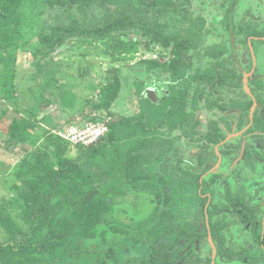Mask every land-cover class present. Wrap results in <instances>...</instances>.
Masks as SVG:
<instances>
[{
	"label": "rangeland",
	"instance_id": "obj_1",
	"mask_svg": "<svg viewBox=\"0 0 264 264\" xmlns=\"http://www.w3.org/2000/svg\"><path fill=\"white\" fill-rule=\"evenodd\" d=\"M36 1L27 10L30 19L18 46L0 61V241L28 228L22 212L40 190L35 185L37 177L57 167L61 157L76 158L80 154V147L63 136L68 129L90 121L109 123L103 90L117 73L121 90L111 110L124 116L140 115L146 120L143 104L160 105L188 89L189 124L173 128L169 121L161 123L157 118L142 152L151 160L163 159L162 169L178 164L190 169L200 158L209 157L199 171L212 182L213 203L219 207L213 221L225 225V246L253 255L264 253L250 225L243 224L232 208H224L230 188L249 205L258 206L264 228V160L256 155L264 156L263 104L256 107L263 116L262 131L238 134L251 123V110L246 106L252 96L244 85L211 84L194 78L196 73L232 67L244 75L254 68L255 60L254 74L264 76V0H172L171 7L152 6L150 0H94L84 10ZM122 17L132 19L137 26H113L103 33L97 30ZM143 24L169 36L187 38L190 49L184 54L186 65L181 75L163 68L162 64H169L173 58L172 47L153 44L152 34L143 33ZM70 25L93 32H74L63 47L50 54L42 52L48 49L44 40L58 26ZM251 31L261 33L263 38L245 41ZM55 64L56 88L48 87L44 78ZM250 88L264 100V88L255 84ZM176 107L167 106L165 110ZM214 129L225 136L223 142L209 141ZM116 208L121 220L133 223L147 219L154 202L147 192L135 193L121 198ZM204 223L205 219L200 225L202 232ZM118 245L123 261L146 253L145 247L130 238ZM213 255L214 247L207 236L182 264H212ZM74 264L98 263L93 257L82 256ZM216 264L248 263L217 255ZM257 264H264V259Z\"/></svg>",
	"mask_w": 264,
	"mask_h": 264
},
{
	"label": "trees",
	"instance_id": "obj_2",
	"mask_svg": "<svg viewBox=\"0 0 264 264\" xmlns=\"http://www.w3.org/2000/svg\"><path fill=\"white\" fill-rule=\"evenodd\" d=\"M47 1L51 5L76 6L84 10L94 0ZM37 3L36 0H1L0 61L6 52L18 46L22 31L30 19L27 10ZM149 4L171 7L173 2L150 0ZM118 25L125 28L137 26L132 19L122 17L108 27L97 30L103 33ZM141 29L146 36L152 34L153 44L162 43L172 47L174 55L171 63L162 66L175 75H181L185 64L184 54L190 49L187 38L183 39L180 34L166 35L147 24H143ZM84 30L93 32L79 25L58 26L44 40L48 49L42 52H54L64 46L69 35ZM251 36L262 34L251 31L245 41L248 42ZM55 68L56 64L44 78V84L48 87L56 88ZM243 77L235 69L194 75L196 80L209 83L221 81L227 84L230 79V84L241 88L244 85ZM249 84L250 87L255 84L264 88V76L256 72L249 77ZM120 90L121 79L116 73L103 90V107L110 117V130L104 139L95 146L80 147V154L76 158L61 157L57 167L49 168L44 175L37 177L35 185L40 186V190L35 199L30 198L26 202L22 212L28 228L0 241V264H74L82 256L93 257L98 264H182L196 253L209 234L207 212L218 255L232 261L255 263L257 258L250 251L227 248L222 234L225 225L221 221H213L219 207L213 203L211 180L201 182L204 172L199 171L209 157L201 158L198 164L193 163L190 169H184L179 164L162 169L163 159L151 160L142 152L150 139L149 130L154 127L157 118L161 123L163 120L169 121L173 128L189 124L188 89L177 92L163 104H143L146 120L140 115L124 116L111 110ZM251 90L258 104H263L264 112V100L253 88ZM175 104V109L165 110L167 106ZM252 106L251 98L246 107L250 110ZM262 123L263 116L256 110L254 125L246 133L262 131ZM208 138L210 142L218 144L225 136L214 130ZM256 155L264 160L260 153ZM95 166L97 169H93ZM142 192L149 193L153 199L151 215L133 223L121 220L117 203L123 197ZM210 196L211 202L206 210ZM225 196L228 203L224 208H232L243 223L250 224L255 241L264 248V232L257 207L249 205L230 188H227ZM204 219L205 231L202 232L200 225ZM126 238L141 244L146 248V253L123 261L117 250L118 244ZM90 246H94V249Z\"/></svg>",
	"mask_w": 264,
	"mask_h": 264
},
{
	"label": "built area",
	"instance_id": "obj_3",
	"mask_svg": "<svg viewBox=\"0 0 264 264\" xmlns=\"http://www.w3.org/2000/svg\"><path fill=\"white\" fill-rule=\"evenodd\" d=\"M110 130L107 121H90L82 127H70L63 136L79 147L88 148L100 143Z\"/></svg>",
	"mask_w": 264,
	"mask_h": 264
},
{
	"label": "water",
	"instance_id": "obj_4",
	"mask_svg": "<svg viewBox=\"0 0 264 264\" xmlns=\"http://www.w3.org/2000/svg\"><path fill=\"white\" fill-rule=\"evenodd\" d=\"M250 42H251V40H250ZM250 45H251L252 50H253V45H252V43H251ZM253 55H254V58H256L254 51H253ZM255 66H256V60H255V65H254L253 70H252L251 72H249V73L246 72V73L244 74V88H245L246 92L252 96L253 101H254L253 106H252V108H251V123H250L245 129H243L242 131H240L238 134H242V133H244V132H245V131H246V130H247V129L253 124V121H254L255 110H256V107H257V104H258V103H257V99H256V97L254 96V94L252 93V90H251V88H250L249 81H248V77L251 76L252 73L254 72ZM231 136H233V135H230L229 137H231ZM219 165H220V162L218 163L217 166H219ZM210 201H211V197L209 198L208 205L210 204ZM208 205H207V207H206V210L208 209ZM206 218H207V222H208V226H209V234H208V236H209V239H210V241L212 242L213 247H214V255H213L212 264H216V259H217V255H218V250H217V246H216V244H215V241H214V239H213V236H212V233H211V230H210V224H209V215H208V212H207V216H206Z\"/></svg>",
	"mask_w": 264,
	"mask_h": 264
},
{
	"label": "flooded vegetation",
	"instance_id": "obj_5",
	"mask_svg": "<svg viewBox=\"0 0 264 264\" xmlns=\"http://www.w3.org/2000/svg\"><path fill=\"white\" fill-rule=\"evenodd\" d=\"M229 17V16H228ZM232 21V14H230V22ZM232 29H233V27H232ZM233 31V30H232ZM260 35H261V33H260ZM261 39V38H263V37H261V36H251V37H249V42H250V40L252 41V39ZM253 45V44H252ZM251 46V45H250ZM251 49H252V47H251ZM252 51H254V45H253V50ZM171 63V62H170ZM169 63V64H170ZM164 64H167V63H164ZM168 65V64H167ZM185 65H186V63L184 64V67H185ZM231 69H234L233 67L231 68ZM167 70V69H166ZM253 70V69H252ZM252 70H250V71H248V73L249 72H251ZM170 71V70H169ZM172 72V71H171ZM183 72V71H182ZM217 72V71H216ZM219 72V71H218ZM197 74V73H196ZM195 74V75H196ZM254 74V72L252 73V75ZM250 77V76H249ZM249 77H248V81H249ZM218 82H220V84H222V82L221 81H216V82H213V83H211V84H216V83H218ZM243 84H244V77H243ZM227 85H230V79H229V82L227 83ZM250 85V84H249ZM257 99V98H256ZM253 103H254V101H253ZM257 103H258V101H257ZM258 105V104H257ZM252 108V107H251ZM251 110V109H250ZM255 112H256V110H255ZM255 116V115H254ZM254 122V121H253ZM250 128V127H249ZM248 128V129H249ZM247 129V130H248ZM214 130H217V129H214ZM213 130V131H214ZM246 130V131H247ZM212 131V132H213ZM218 131V130H217ZM242 131V130H241ZM245 131V132H246ZM244 132V133H245ZM243 134V133H242ZM222 142H223V140H222ZM221 143V142H220ZM219 144V143H218ZM203 158V157H202ZM201 159V158H200ZM208 162V161H207ZM213 177V176H212ZM203 180H204V174H203V176H202V178H201V182H203ZM211 197V196H210ZM211 202V201H210ZM208 205V204H207ZM210 205V204H209ZM209 205H208V207H209ZM253 206H255V205H253ZM255 207H257V209H258V206H255ZM258 216H259V209H258ZM239 218V217H238ZM260 218V217H259ZM260 220H261V218H260ZM241 221V220H240ZM242 222V221H241ZM243 223V222H242ZM243 224H245V223H243ZM246 225H250V224H246ZM250 228H251V226H250ZM261 228H262V230H263V232H264V228H263V222H262V220H261ZM251 232H252V230H251ZM252 235H253V233H252ZM254 238V237H253ZM255 240V239H254ZM259 246H260V244L257 242V241H255ZM260 248L261 249H263L264 250V248L262 247V246H260ZM256 258H257V260H256V262L255 263H248V264H257L258 262H260V261H262L263 259H264V253H262L261 255H254ZM234 261H236V260H234ZM246 263V262H245Z\"/></svg>",
	"mask_w": 264,
	"mask_h": 264
}]
</instances>
